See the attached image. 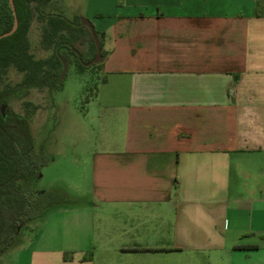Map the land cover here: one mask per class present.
<instances>
[{
  "label": "crops",
  "instance_id": "0c3cea01",
  "mask_svg": "<svg viewBox=\"0 0 264 264\" xmlns=\"http://www.w3.org/2000/svg\"><path fill=\"white\" fill-rule=\"evenodd\" d=\"M94 2L85 202L8 264H264V0Z\"/></svg>",
  "mask_w": 264,
  "mask_h": 264
},
{
  "label": "rangeland",
  "instance_id": "374dc122",
  "mask_svg": "<svg viewBox=\"0 0 264 264\" xmlns=\"http://www.w3.org/2000/svg\"><path fill=\"white\" fill-rule=\"evenodd\" d=\"M89 0H51L45 12L62 15L69 23L76 26L77 21L84 17V8ZM93 0H90V4ZM32 19L27 32L29 52L35 59H46L52 54V46L45 47L43 34L49 29L46 19L39 18L31 5ZM8 0H0V33L3 31L10 15ZM82 40L76 45L79 50H85V59L92 58L91 45L87 34L80 29ZM70 38L67 31H61ZM60 54L66 58L65 71L60 78L58 89L23 87V74L9 68L4 75L2 88L7 91L6 110L25 117L28 120L32 137L33 151H44L49 157V163L44 166L38 178L29 183L33 190L56 191L63 199L49 208L44 216L61 209H74L84 205L85 199V159L93 146L90 117L85 116L87 101L99 86L100 65L102 60L90 65L84 72H79L77 62H81L78 53L72 55L62 49ZM96 55V54H95ZM95 58V57H94ZM63 70V69H62ZM87 175V174H86ZM22 191L26 189L20 182ZM42 219L32 222L39 226ZM20 232L19 238L25 234ZM17 244L22 240L19 239ZM26 242V241H25ZM7 252L0 256V264H8Z\"/></svg>",
  "mask_w": 264,
  "mask_h": 264
},
{
  "label": "trees",
  "instance_id": "16d2710c",
  "mask_svg": "<svg viewBox=\"0 0 264 264\" xmlns=\"http://www.w3.org/2000/svg\"><path fill=\"white\" fill-rule=\"evenodd\" d=\"M12 1L18 26L11 35L0 38V256L17 245L22 230H26L35 220L41 219L49 208L63 199L56 191L33 190L28 187L30 181L38 178L41 169L51 159L42 150L37 153L33 151L29 123L25 117L6 109L2 112L7 95V91L1 87L4 75L9 68H13L23 74V87L58 89L61 86L62 61L66 62V58L60 54L62 49L68 50L72 55L79 54L81 62H77V68L81 73L90 66L87 67V64L96 54L90 32L79 20L74 26L62 15L45 12L51 0ZM31 5H34V11L39 18L46 19L49 25V29L43 34V44L45 47L52 46V54L46 59H35L29 52L27 32L32 19ZM12 25L11 10L0 34L8 32ZM80 29L88 36L90 52L93 54L90 59H85V50L76 48L82 40ZM61 31L69 32L70 38L59 34ZM94 32L100 44L101 61L104 57L101 36L95 29ZM20 182L26 185L24 191ZM235 249H255V246H236ZM64 258L66 259V254ZM89 258L87 255L84 259Z\"/></svg>",
  "mask_w": 264,
  "mask_h": 264
},
{
  "label": "water",
  "instance_id": "95a60500",
  "mask_svg": "<svg viewBox=\"0 0 264 264\" xmlns=\"http://www.w3.org/2000/svg\"><path fill=\"white\" fill-rule=\"evenodd\" d=\"M8 3L10 5V8H11L12 12H13V25H12V28L8 32L0 34V38H3V37L11 35L16 30V28L18 26L17 17H16V15L14 13L13 1L12 0H8ZM79 22H80V24L82 26L86 27L89 30L90 35L92 37V40L94 42L95 48H96L95 58L87 65L89 66L91 64L98 63L100 61V59H101L100 44H99V40H98V38H97V36H96V34L94 32L93 26H92L91 22L88 19L83 18V17L79 19ZM64 71H65V63L63 62V70H62L60 78L63 77ZM5 109H6V105H3L2 108H1L2 112H4Z\"/></svg>",
  "mask_w": 264,
  "mask_h": 264
}]
</instances>
